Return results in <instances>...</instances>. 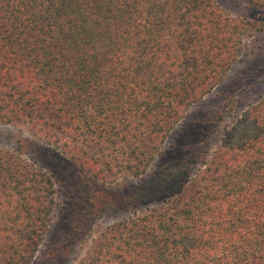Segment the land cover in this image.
<instances>
[{"label":"trees","instance_id":"trees-1","mask_svg":"<svg viewBox=\"0 0 264 264\" xmlns=\"http://www.w3.org/2000/svg\"><path fill=\"white\" fill-rule=\"evenodd\" d=\"M263 30L215 0H0V126L102 184L141 178ZM22 147L0 146V264H32L58 203ZM187 165L138 186L137 209L81 237L71 264H264V95Z\"/></svg>","mask_w":264,"mask_h":264},{"label":"rangeland","instance_id":"rangeland-1","mask_svg":"<svg viewBox=\"0 0 264 264\" xmlns=\"http://www.w3.org/2000/svg\"><path fill=\"white\" fill-rule=\"evenodd\" d=\"M215 1L232 16L264 22V12L243 0ZM263 95L264 30L245 40L239 62L224 82L188 110L148 172L141 178L111 184L88 178L75 168L69 170L68 162L50 146L0 126V146L16 148L21 142L23 156L51 173L56 182L58 203L46 240L32 264H71L81 237L137 209L133 197L139 192L138 186L148 184V191H152L157 189L150 186L155 179L169 183L176 174L172 165L188 163L190 173L200 168L232 120Z\"/></svg>","mask_w":264,"mask_h":264}]
</instances>
